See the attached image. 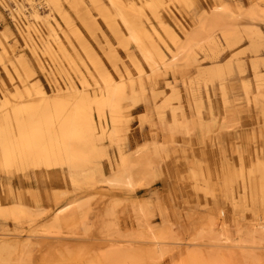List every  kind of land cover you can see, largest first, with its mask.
Returning a JSON list of instances; mask_svg holds the SVG:
<instances>
[{
    "label": "rangeland",
    "instance_id": "rangeland-1",
    "mask_svg": "<svg viewBox=\"0 0 264 264\" xmlns=\"http://www.w3.org/2000/svg\"><path fill=\"white\" fill-rule=\"evenodd\" d=\"M20 1L45 32L51 19L66 27L57 10L39 5L52 16L38 21ZM61 1L81 57L59 32L82 74L128 82L117 94L123 123L76 138L79 155L55 168L0 166V193L14 199L0 202V264H264V0H171L166 20L127 11L154 27L139 43L91 0ZM13 4L0 0V38L33 60ZM155 48L174 62L153 71L144 52ZM138 65L148 73L140 81ZM36 71L52 91L54 80ZM11 74L0 64V99L18 80ZM131 253L144 259L119 257Z\"/></svg>",
    "mask_w": 264,
    "mask_h": 264
},
{
    "label": "bare ground",
    "instance_id": "bare-ground-1",
    "mask_svg": "<svg viewBox=\"0 0 264 264\" xmlns=\"http://www.w3.org/2000/svg\"><path fill=\"white\" fill-rule=\"evenodd\" d=\"M13 1L14 10L20 16V19L17 18L18 16L15 17L19 20L17 23L19 33L25 45L30 48V54L34 56V59L16 58L9 50L6 41L0 38V64L11 76H13L11 73L16 74L15 78L18 79L16 83L13 82L11 88H5L3 98L0 99V124H3L0 128V166L17 171L28 166L52 169L57 167L63 155L68 158H75L79 155L74 143L76 138L87 134L92 135L94 132L99 134L118 132L123 123V114L120 111L117 94L128 82L125 78L120 77V80H116L110 76H105L103 81L96 78L90 81L82 74L73 57L67 53L62 37L63 34L81 57L82 54L69 33L74 29L70 19L71 14L63 8L61 0H27L33 9L31 13L34 19L41 21L40 19L52 16V12L43 14L40 11L41 4L49 6L51 11L57 10L64 19L66 27L58 19H55L56 22L51 19L48 24L45 23L46 32L35 21L29 20V15L25 11L30 7L24 8L25 4L20 0ZM91 1L101 15L113 14L116 20L119 19L133 40L139 43L143 34H151L154 27L144 20V24L138 26L132 18L145 15L148 8L155 16H161L163 20H166L165 15L170 12L165 5L168 6L171 0H144V6L141 4L142 0H109L110 6L114 8L112 13L102 0ZM181 1L189 2L190 0ZM219 6L218 3L214 4V7ZM74 7L78 13L76 6ZM127 11L131 13L132 18L127 16ZM162 26L169 30L167 25ZM3 34L8 38L5 33ZM78 34L74 32V36L78 37ZM162 40L165 41L163 38ZM59 51L68 56L73 67L79 75L81 74V83L75 81L67 72L68 69L64 66ZM144 56L153 71L174 62V54H171V59H168L158 48H155L153 52L146 50ZM10 65L13 72L10 71ZM21 68L27 71L30 79L22 77ZM37 68L45 76L54 80L55 87L52 91L42 86L37 75ZM139 73L138 81L148 74L141 66H139ZM128 74L130 88L135 91L138 81L130 73ZM222 169H226L229 174L234 172L229 164ZM260 175L264 179L262 169ZM230 176L232 177L231 174ZM11 193V191L8 194L0 193V202L11 204L14 201L10 196ZM18 204L17 208L20 212L24 211L23 203L18 202ZM65 209L66 207L62 206L55 210V220H60L65 215L63 212ZM148 256L152 254L147 253ZM119 257L144 259L135 253ZM50 261L51 264L57 263L53 257Z\"/></svg>",
    "mask_w": 264,
    "mask_h": 264
},
{
    "label": "crops",
    "instance_id": "crops-1",
    "mask_svg": "<svg viewBox=\"0 0 264 264\" xmlns=\"http://www.w3.org/2000/svg\"><path fill=\"white\" fill-rule=\"evenodd\" d=\"M203 8H205V7H203ZM203 8H201V10H202ZM198 14H199V13H198ZM211 121H213V120H211Z\"/></svg>",
    "mask_w": 264,
    "mask_h": 264
}]
</instances>
